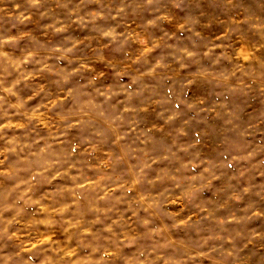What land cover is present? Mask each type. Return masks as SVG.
<instances>
[{"label": "clouds", "instance_id": "1", "mask_svg": "<svg viewBox=\"0 0 264 264\" xmlns=\"http://www.w3.org/2000/svg\"><path fill=\"white\" fill-rule=\"evenodd\" d=\"M0 264H264V0H0Z\"/></svg>", "mask_w": 264, "mask_h": 264}]
</instances>
